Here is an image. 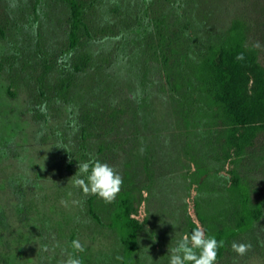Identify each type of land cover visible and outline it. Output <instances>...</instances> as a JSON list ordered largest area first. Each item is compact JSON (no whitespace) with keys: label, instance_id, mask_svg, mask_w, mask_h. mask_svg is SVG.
Masks as SVG:
<instances>
[{"label":"rangeland","instance_id":"374dc122","mask_svg":"<svg viewBox=\"0 0 264 264\" xmlns=\"http://www.w3.org/2000/svg\"><path fill=\"white\" fill-rule=\"evenodd\" d=\"M78 1L84 24L72 47L63 0H0V264H63L69 255L82 264L123 263L125 245L109 226L117 197L106 203L70 181L90 158L113 167L133 193L143 225L133 264H169L170 245L194 224L206 232L199 212L217 203L231 169L264 210V124L225 166L229 126L219 119L208 127V140H196L217 174L196 183L183 104L168 78L236 21L264 68V0ZM234 242L250 248L238 255ZM216 264H264V214Z\"/></svg>","mask_w":264,"mask_h":264},{"label":"trees","instance_id":"16d2710c","mask_svg":"<svg viewBox=\"0 0 264 264\" xmlns=\"http://www.w3.org/2000/svg\"><path fill=\"white\" fill-rule=\"evenodd\" d=\"M63 1L72 10L71 46L77 47L79 31L84 24V10L78 0ZM246 42L244 23L236 21L224 39L209 44L197 59L190 61L188 70L168 75L169 80L176 79L175 82L171 81L172 89L183 104L182 117L186 128L184 152L188 162L197 166L192 173L196 183L210 182L217 174L207 163L208 151L198 149L197 142L200 140H196L197 137L203 138L201 141L208 140L212 132L207 130L208 127L219 119L229 126L225 154L221 160L225 166L232 150L238 149L241 155L262 127L261 124H264V68L259 61L258 50ZM240 54H243L242 60L237 59ZM250 83L252 87H249ZM240 127L245 128L246 132L235 140ZM145 165L151 170L152 160L147 158ZM230 174L217 203L211 204L213 208L207 215L199 212L206 234L223 242L217 261L224 257L228 244L250 232L264 214L262 204L254 203L252 188L240 172L234 168ZM132 195L131 191L121 188L109 224L125 245L122 264L135 262L143 227L142 222L133 216ZM90 207L93 216L100 221L93 204ZM194 227H197L196 224Z\"/></svg>","mask_w":264,"mask_h":264},{"label":"clouds","instance_id":"9594fccd","mask_svg":"<svg viewBox=\"0 0 264 264\" xmlns=\"http://www.w3.org/2000/svg\"><path fill=\"white\" fill-rule=\"evenodd\" d=\"M237 59L242 60L243 54L238 55ZM70 181L85 194L98 196L106 203L116 199L123 184L122 177L113 167L96 158L79 163V170ZM221 247L222 241L207 235L202 227H196L190 234L183 235L175 246L170 245L169 264H216L218 250ZM231 247L238 255H244L250 245L234 242ZM72 248L76 252L84 251L79 240L72 241ZM63 264L82 262L77 256L69 255Z\"/></svg>","mask_w":264,"mask_h":264}]
</instances>
